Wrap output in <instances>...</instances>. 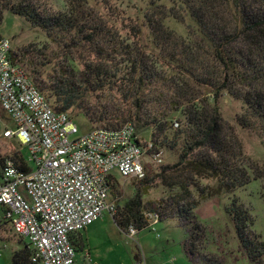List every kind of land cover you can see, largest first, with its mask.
Instances as JSON below:
<instances>
[{"label": "trees", "instance_id": "16d2710c", "mask_svg": "<svg viewBox=\"0 0 264 264\" xmlns=\"http://www.w3.org/2000/svg\"><path fill=\"white\" fill-rule=\"evenodd\" d=\"M175 2L195 22L198 32L194 36L183 39L167 29L162 21L168 14L158 10L160 5L152 8L155 13L149 12L146 16L152 44L169 64L173 63L175 75L166 78L141 58L131 60L130 51L126 49L122 53L128 58L122 66L126 69L124 74L131 79L125 80L122 76L116 81V76L122 73L120 66L110 75L103 65H86L84 82H77L74 77L69 79L60 72L61 77H49L52 84L45 89L55 98L56 110L82 109L81 102L88 92L107 87L111 78H115L120 90L122 86V91L127 86L135 89L133 93L126 89L122 94L125 101L133 97L130 108L121 112L83 108L84 115L90 122L104 123L107 127H116L110 122L123 123L134 119L136 125L142 122L153 127V138L165 132L171 114L181 111L183 122L173 134L174 144L182 141L178 160L171 166L162 167L160 173L151 177L147 172L135 185V197L123 207L118 219L116 214L112 218L118 228L131 226L138 232L149 227V214H156L157 221L174 217L185 232L181 245L186 257L191 262L213 264L212 259L198 251L196 244L202 227L193 210L201 200L231 192L247 181L234 162L232 138L222 124L218 99L223 92L245 104L246 110L238 119L239 124L256 130L264 144V0ZM66 4V11L51 13L35 0H0V22L4 13L10 12L24 18L32 28L40 29L59 45V40L66 39L70 43L84 40L96 45L98 37L103 38L105 27L90 13L87 0H66ZM98 51L102 52V48ZM31 67L30 73L38 78L40 72ZM135 75L138 76L135 78ZM17 159L24 167V157L18 156ZM194 176H207L217 184L213 191L204 194L194 183ZM163 177H169L168 186H177L179 191L158 202L142 204L141 196L147 193L154 178ZM190 188L198 192L197 199L193 198ZM225 210L234 223L245 258L250 264H264V242L256 241L252 232L247 231V212L237 205L236 200H232ZM23 247L12 254L11 264H30L31 251L28 244Z\"/></svg>", "mask_w": 264, "mask_h": 264}, {"label": "rangeland", "instance_id": "374dc122", "mask_svg": "<svg viewBox=\"0 0 264 264\" xmlns=\"http://www.w3.org/2000/svg\"><path fill=\"white\" fill-rule=\"evenodd\" d=\"M43 9L51 12H64L67 10L66 0H35ZM167 13L163 19L164 26L183 39L192 37L198 28L186 12L179 9L175 0H87V7L95 19L104 25L103 38L98 37L96 45L86 43L84 40H59L61 45L53 42L43 31L32 28L22 17L5 12L0 22V34L11 42L14 59L23 67L35 85L49 100L54 109H57L55 98L45 88L52 83L49 77H61L63 72L69 79L78 82L86 80V65H103L114 74L115 68L122 69L120 76L127 80L125 75L128 56L131 60L142 59L154 66L157 72L168 78L176 74L172 69L173 63L163 58L162 53L152 44V36L147 26L146 16L155 13L152 8L158 6ZM67 43V44H66ZM116 43V44H114ZM65 45V46H64ZM116 45V49H114ZM102 48V52L98 49ZM128 49L129 55L122 51ZM49 61V62H48ZM48 62L45 66L42 63ZM130 63V62H129ZM40 72L38 78L30 73L32 67ZM130 66V64H129ZM60 71H57V69ZM70 71L73 73H70ZM135 75L134 77L136 78ZM118 78V80H117ZM129 81V80H128ZM123 85V84H122ZM119 82L111 78L108 86L88 92L81 104L83 108H92L95 111L105 108L108 112H121L130 108L129 101H125L123 93L127 89L133 93L135 89L127 86L122 91ZM203 98V96L201 97ZM212 102V99H209ZM219 112L223 121L224 130L232 138L234 162L241 168L246 183L237 189L213 195L200 201L193 210L197 221L202 227L197 242L199 253L212 259L213 264H250L240 248L234 223L226 213V207L232 200L247 212L248 229L256 241L264 242V144L258 132L254 129L242 127L238 119L246 110L241 100L234 99L227 92L218 99ZM73 107L66 112L72 117L79 129V133L91 130L95 126H104L89 121L84 115V109ZM170 122L166 124L165 132L153 138V127L136 125L134 119L125 121L138 128L139 134L145 140L151 139L162 151L163 162L160 165L148 166L146 173L151 177L160 173L162 167L171 166L182 151V141L174 144V132L183 122V114L176 111L170 115ZM119 126L122 123H115ZM177 123L178 126H174ZM13 128L12 121L2 111L0 114V160L12 158L20 165L17 157H24L27 161L26 148L15 140L1 138L4 129ZM18 155L15 157V155ZM30 166L32 164L29 163ZM190 175V174H189ZM111 188V197L117 200V219L128 201L136 194L135 185L138 180L123 178L115 175ZM194 183L202 193L213 191L216 181L207 176H194ZM169 177L154 178L152 186L146 194L141 196V203L158 202L166 199L169 194L178 192L177 186L169 187ZM193 198H198V192L190 188ZM152 220V219H151ZM174 217L164 221H156L152 226L142 228L134 237L128 235V230L118 228L114 218L104 213L91 226L81 231L83 247L74 243V264H205L204 262H191L182 250V241L185 232L177 224ZM131 227V226H130ZM27 240H22L14 234L11 226L4 221L0 212V264H11L14 252L21 251Z\"/></svg>", "mask_w": 264, "mask_h": 264}, {"label": "built area", "instance_id": "2783aa9c", "mask_svg": "<svg viewBox=\"0 0 264 264\" xmlns=\"http://www.w3.org/2000/svg\"><path fill=\"white\" fill-rule=\"evenodd\" d=\"M12 56L10 40L0 34V108L13 123L1 138L28 155L24 167L0 160V212L27 240L30 264H74L72 236L104 213H117L115 175L142 180L149 165L162 164V151L129 122L79 133ZM148 218L149 225L157 221L156 214ZM136 233L129 227L130 237Z\"/></svg>", "mask_w": 264, "mask_h": 264}, {"label": "crops", "instance_id": "0c3cea01", "mask_svg": "<svg viewBox=\"0 0 264 264\" xmlns=\"http://www.w3.org/2000/svg\"><path fill=\"white\" fill-rule=\"evenodd\" d=\"M109 216H110V215H109ZM91 225H92V224H91ZM91 225H89V226H91ZM89 226H87L86 228H88ZM149 226H152V225H149ZM86 228H85L84 230H82V231H85ZM72 242L77 243V244H80V245L83 247L84 243H83V238H82V236H81V231L78 232V233H76V234H74V235L72 236Z\"/></svg>", "mask_w": 264, "mask_h": 264}]
</instances>
